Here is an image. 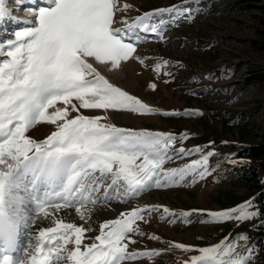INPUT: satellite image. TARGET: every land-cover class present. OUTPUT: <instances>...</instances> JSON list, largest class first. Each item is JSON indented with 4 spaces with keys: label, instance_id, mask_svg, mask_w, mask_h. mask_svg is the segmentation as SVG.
<instances>
[{
    "label": "snow or ice",
    "instance_id": "obj_1",
    "mask_svg": "<svg viewBox=\"0 0 264 264\" xmlns=\"http://www.w3.org/2000/svg\"><path fill=\"white\" fill-rule=\"evenodd\" d=\"M193 2L198 0H182L129 19L120 14L132 5L121 0H46L45 6L31 10V26L0 42V264H128L152 259L167 250H130L129 245L137 243L134 236L145 235L139 222L148 223L145 217L161 209L160 219L169 223H191L193 213L206 214V223H239L260 216L253 200L219 211L178 214L166 206L143 205L100 222L98 232L92 227L97 204L126 202L152 188L194 185L210 174L214 151L203 153L200 146L174 149L187 133L177 137L119 127L102 122L106 116L82 111L202 115L199 110L161 112L111 83L95 66L115 70L131 60L144 65L147 58L137 54V45L147 38L141 33L163 41L169 25L185 14L193 18L185 7ZM11 11L6 0H0V23L15 19ZM169 63L162 59L154 70L160 73ZM149 87L155 90L157 85ZM40 125L54 130L36 139L30 133ZM194 154H200L199 159L164 166ZM71 209L83 223L60 216ZM45 221L49 226L37 227ZM248 240L239 233L205 247L172 242L170 248L198 252L184 264H249L254 248Z\"/></svg>",
    "mask_w": 264,
    "mask_h": 264
},
{
    "label": "rangeland",
    "instance_id": "obj_2",
    "mask_svg": "<svg viewBox=\"0 0 264 264\" xmlns=\"http://www.w3.org/2000/svg\"><path fill=\"white\" fill-rule=\"evenodd\" d=\"M26 1L20 3V0H7L8 8L12 10L11 15L18 12L14 4L23 5ZM237 1L239 0H198V3L185 5L192 10L193 18L189 20L185 14L169 25L163 33V41L154 34L141 33L147 38L137 45V54L146 57V62L141 65L138 61L131 60L140 68L136 74L142 76L137 87L126 85V81H114L124 72V65L131 61L122 62L121 67L115 70H110L109 65H95L111 83L161 112L199 110L202 115H141L112 110H82L85 115L106 116L107 119L102 122L114 123L119 127L170 132L177 137L187 133V139H177L174 149H193L200 146L203 153H215L209 157L210 174L194 185L152 188L124 203L111 200L108 205L97 204L93 213L95 210L108 213L104 217L94 218L93 223L91 221L97 232L99 223L108 220V215L117 217L132 207L162 205L178 214L193 209L219 211L248 201L249 198H245L246 190L240 187L233 190V185L241 174L239 167L248 166L250 159L237 154L236 148H231V145L240 146L260 141L259 136L264 128V85L247 81L251 69L264 67V53L257 51L252 45L260 26L259 9L240 10L235 7ZM121 2L132 5L127 13L120 14L131 19L146 11L179 5L182 0ZM36 6H25L20 11L22 13L33 10ZM40 6L45 4H39L38 7ZM30 21L34 23V18ZM0 26V42H4L14 38L15 31L31 26V23L5 19ZM162 59L169 60L170 63L157 73L154 65ZM165 72L171 75H165ZM151 83L157 85L155 90L149 87ZM42 126L43 128H36L30 134L34 138L43 139L54 130L51 125ZM199 156L200 154H194L174 158L164 166L179 167L199 159ZM233 160L237 163H231ZM117 204L123 207L117 209L114 207ZM161 214L162 209L150 217L146 216L148 223L139 222L145 235L134 236L137 243L130 244L129 249L167 251L152 259L141 258L128 264H184V261L198 255V252L170 248V243L199 248L218 243L225 236L231 238L239 233L248 236L250 227L246 225L252 221L206 223V214L193 213L189 217L191 223H169L167 219H160ZM70 221L83 223L78 217ZM48 224L45 221L41 223V227ZM97 232L91 235L94 236ZM149 235L158 236L160 239H149ZM249 241L250 238L248 245L252 247ZM249 264H264V259L257 258L253 252Z\"/></svg>",
    "mask_w": 264,
    "mask_h": 264
},
{
    "label": "trees",
    "instance_id": "obj_3",
    "mask_svg": "<svg viewBox=\"0 0 264 264\" xmlns=\"http://www.w3.org/2000/svg\"><path fill=\"white\" fill-rule=\"evenodd\" d=\"M235 7L240 10L259 9L260 26L257 28V38L252 41V45L257 51L264 53V0H239L235 3ZM249 82L264 85V67L251 69L247 83ZM259 137L258 143L231 145V148H236L237 154L250 159L248 166L239 167L242 171L234 182L233 190H236V187L244 188L247 193L245 198L253 200L254 206L260 212V216L246 227H250L248 237L255 256L264 259V223H262L264 222V128Z\"/></svg>",
    "mask_w": 264,
    "mask_h": 264
},
{
    "label": "bare ground",
    "instance_id": "obj_4",
    "mask_svg": "<svg viewBox=\"0 0 264 264\" xmlns=\"http://www.w3.org/2000/svg\"><path fill=\"white\" fill-rule=\"evenodd\" d=\"M37 1H38V3H33L34 2L33 0H27L26 3H24L23 5L20 4V3H19L20 5L17 4V3L14 4L15 9L18 12H15L11 16L14 17L15 20L18 21V22H26V23L27 22H31L30 20L34 18V16L31 14V10H26V11H23L21 13L20 8L25 7V6L30 7V6H33V4H35V5L37 4L38 5L40 3L42 4L43 2H46V0H37ZM30 3H33V4H30ZM6 6L8 7L7 0H6ZM19 12L21 13V15L17 16V14ZM123 69L124 70H122V71H124V72L122 74H125V75L123 76L122 74L121 75L119 74L116 78L114 77L115 78L114 81H119V82H122V83H123V81H126L127 82V83H125L126 85L129 84V85H131L133 87H137V85L140 83V79L142 78V76H138L136 74V72L138 70H140L139 66L135 62L131 61V62L127 63L126 65H124ZM37 128H43V126L40 125ZM35 138L37 139V137H35ZM120 203H122V202H120ZM114 207L117 208V209L118 208L120 209L123 206H121V204H117V205H114ZM106 214H108V213H105L104 211L100 212V211L95 210L94 213H92V219H91L92 223H93L94 218H97V217L101 218V217H104V215H106ZM60 216L62 218H64L65 220H67V221H70V220L75 219V218L78 217L75 214L74 209L68 210L67 212H61ZM114 218H116V217L108 215V219H114ZM47 226H49V224ZM47 226L45 225L44 227H47ZM37 227H41V224L37 225ZM24 242H26V241H24Z\"/></svg>",
    "mask_w": 264,
    "mask_h": 264
}]
</instances>
